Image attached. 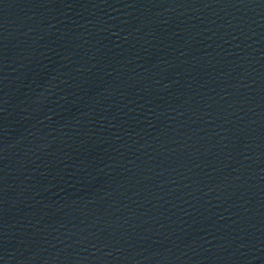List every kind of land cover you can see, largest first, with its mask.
Returning <instances> with one entry per match:
<instances>
[{
  "label": "water",
  "instance_id": "1",
  "mask_svg": "<svg viewBox=\"0 0 264 264\" xmlns=\"http://www.w3.org/2000/svg\"><path fill=\"white\" fill-rule=\"evenodd\" d=\"M0 264H264V0H0Z\"/></svg>",
  "mask_w": 264,
  "mask_h": 264
}]
</instances>
